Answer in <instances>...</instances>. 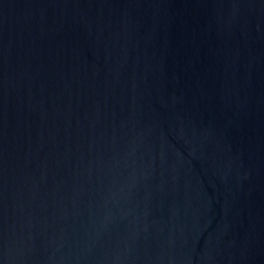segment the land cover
<instances>
[{"label":"water","instance_id":"water-1","mask_svg":"<svg viewBox=\"0 0 264 264\" xmlns=\"http://www.w3.org/2000/svg\"><path fill=\"white\" fill-rule=\"evenodd\" d=\"M0 264H264V0H0Z\"/></svg>","mask_w":264,"mask_h":264}]
</instances>
